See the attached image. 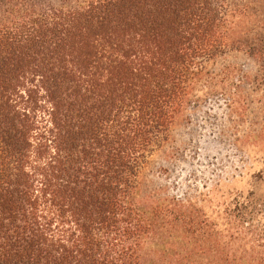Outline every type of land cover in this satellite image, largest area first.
Segmentation results:
<instances>
[{
	"label": "trees",
	"instance_id": "1",
	"mask_svg": "<svg viewBox=\"0 0 264 264\" xmlns=\"http://www.w3.org/2000/svg\"><path fill=\"white\" fill-rule=\"evenodd\" d=\"M259 8L0 0V264H264V245L236 244L227 217L214 261L148 250L168 223L136 197L205 62L242 51L264 88Z\"/></svg>",
	"mask_w": 264,
	"mask_h": 264
},
{
	"label": "rangeland",
	"instance_id": "2",
	"mask_svg": "<svg viewBox=\"0 0 264 264\" xmlns=\"http://www.w3.org/2000/svg\"><path fill=\"white\" fill-rule=\"evenodd\" d=\"M224 1L231 8L257 4L264 12V0ZM258 76L257 62L242 51L203 64L168 139L139 174L137 200L157 214L158 227L168 223L148 250H199L166 259L214 261L212 234L226 217L229 232L241 233L236 244L264 245V88Z\"/></svg>",
	"mask_w": 264,
	"mask_h": 264
}]
</instances>
